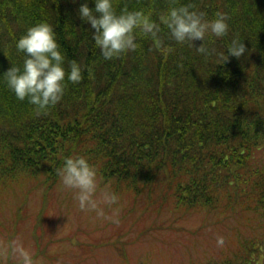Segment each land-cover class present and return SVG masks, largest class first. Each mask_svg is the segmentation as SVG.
I'll use <instances>...</instances> for the list:
<instances>
[{
  "label": "trees",
  "instance_id": "obj_1",
  "mask_svg": "<svg viewBox=\"0 0 264 264\" xmlns=\"http://www.w3.org/2000/svg\"><path fill=\"white\" fill-rule=\"evenodd\" d=\"M84 2L0 0V72L10 61L22 64L15 43L40 21L53 26L65 68L75 59L92 70L91 77L83 73L79 84L67 82L63 99L40 116L27 99L17 100L0 82L1 236L8 244L25 217L34 218L28 196L35 191L46 200L43 216L50 193H57L58 218L66 219L74 197L63 189L56 170L64 156L80 154L97 169L100 190L119 194L120 210H139L134 220H149L142 234L176 228L181 237L196 236L178 224L193 214L202 218L201 226L209 228L205 231L223 229L224 247L216 253L193 255L190 245L199 247L182 237L174 251L164 246L165 264H264V0H179L207 19L217 12L230 17L226 36H206L207 58L195 48L203 41L177 44L161 25L159 35L172 49L167 56L152 47L150 38L138 36L136 51L108 61L77 15ZM170 3L114 0L117 12L152 11L153 20ZM88 4L94 7L92 0ZM237 37L245 54L224 61ZM33 225L39 231L50 227L43 218ZM98 242L110 241L87 243L95 249ZM117 247L122 261L130 264L123 247ZM6 256L8 264L13 258L18 264L8 251Z\"/></svg>",
  "mask_w": 264,
  "mask_h": 264
},
{
  "label": "clouds",
  "instance_id": "obj_2",
  "mask_svg": "<svg viewBox=\"0 0 264 264\" xmlns=\"http://www.w3.org/2000/svg\"><path fill=\"white\" fill-rule=\"evenodd\" d=\"M76 3V0H72ZM94 7H89L88 0L81 3L77 15L92 30V39L100 50L104 60L119 58L122 54L138 49V36L150 38L152 47L164 56L172 49L165 46L160 37L161 25L167 28L170 38L177 44H189L201 40L203 43L196 52L204 57L211 55L204 46L206 36L223 38L229 31L230 17L217 12L212 19L193 9L191 4L171 0L166 12L158 14L153 20L152 11L122 9L117 12L114 0H92ZM15 49L23 54L22 64H13L0 72V82L14 93L17 100L33 106L34 114H47L48 110L58 104L64 96L67 82L79 84L83 73L91 77V68L73 59L65 68V55L61 51L53 26L47 21H40L29 26L16 43ZM222 58L229 56L240 58L246 48L240 38H233ZM63 189L73 193L74 200L82 212L92 213L97 219L113 224L119 223L120 196L106 188L100 190L97 169L87 157L73 154L63 157V164L56 170ZM111 213V214H109ZM215 246L224 247L223 239H217ZM7 251L14 255L18 264H34L33 255L24 248L18 239H11Z\"/></svg>",
  "mask_w": 264,
  "mask_h": 264
},
{
  "label": "rangeland",
  "instance_id": "obj_3",
  "mask_svg": "<svg viewBox=\"0 0 264 264\" xmlns=\"http://www.w3.org/2000/svg\"><path fill=\"white\" fill-rule=\"evenodd\" d=\"M42 196L43 194L37 191L28 196L29 212L34 218L25 217L24 221L21 222V227H18L15 238L33 255L34 264H125L121 259V253L118 252L120 250L117 245L122 246L124 252L130 257V264H143L144 262L156 264L158 261L165 264L169 255L166 250L163 253L164 246L167 245L173 249V244L182 237H186L187 240H190L189 242H195L199 248L190 245L189 251L193 255L198 253L201 256V253H208L211 250H215L214 253L219 251L215 242L220 239V235L221 237L225 235L220 227H216V230L210 228V230L205 231L209 228L202 227V218L195 214L178 221V224L192 229L191 232L195 230L196 236H192L190 233L188 236L185 233L181 237L176 228L169 230L162 228L142 234L140 231L149 225V220L135 221L134 218L139 215V210L135 212H127V209L120 210L119 223L113 224L103 219H97L92 213L80 211L75 200L71 203L73 211L66 216V219L62 220L58 218L59 212L55 205L60 197L55 192L50 193L49 203L43 216L46 200ZM51 196L57 198H51ZM61 207L64 208L65 204ZM161 215L162 217L166 216L165 213H161ZM41 218L46 219L47 223L50 224L48 231L45 226L41 228V231L34 228V225L31 227L34 220L37 221ZM134 221L135 224L133 225ZM155 222L157 224L159 220ZM175 227L179 228L178 226ZM199 227L200 230H198ZM204 232H209V235L203 234ZM138 234L140 235L138 236ZM203 235L208 239L206 240ZM95 239L97 241L107 239L110 242L108 245L98 242L101 243L98 248L92 249L87 242L95 241ZM222 239L224 238L222 237ZM72 241L79 242V244L81 242L83 245L76 248ZM112 244L116 247H113ZM6 251L7 242L0 234V264H8ZM174 253L176 255L177 251ZM207 253L204 255H210ZM37 254L40 255L35 257ZM179 254L181 256L184 254L183 247L180 248ZM175 258L179 259L180 255ZM13 264H17L15 258H13Z\"/></svg>",
  "mask_w": 264,
  "mask_h": 264
}]
</instances>
